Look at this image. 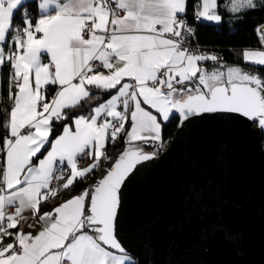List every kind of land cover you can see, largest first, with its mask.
<instances>
[{"label":"snow or ice","instance_id":"obj_1","mask_svg":"<svg viewBox=\"0 0 264 264\" xmlns=\"http://www.w3.org/2000/svg\"><path fill=\"white\" fill-rule=\"evenodd\" d=\"M30 2L0 0V264H134L125 190L165 124L239 117L264 133V25L246 70L188 45L189 12L220 24L264 0Z\"/></svg>","mask_w":264,"mask_h":264},{"label":"water","instance_id":"obj_2","mask_svg":"<svg viewBox=\"0 0 264 264\" xmlns=\"http://www.w3.org/2000/svg\"><path fill=\"white\" fill-rule=\"evenodd\" d=\"M263 134L239 117L176 127L125 190L134 264H264Z\"/></svg>","mask_w":264,"mask_h":264},{"label":"trees","instance_id":"obj_3","mask_svg":"<svg viewBox=\"0 0 264 264\" xmlns=\"http://www.w3.org/2000/svg\"><path fill=\"white\" fill-rule=\"evenodd\" d=\"M27 6L35 11V4L30 1ZM226 7V4L224 5ZM221 15L224 17L220 24L202 22L197 25L196 29V40L204 51L215 50V53L222 56L224 61L230 65L237 64L244 67L246 70L249 69L250 65H245L242 61L239 53L245 48H259V40L256 35V28L264 24V8H258L256 10H249L245 14H231L221 10ZM189 19H191V12H189ZM18 14L14 17V23H19ZM209 63V67H214ZM264 71V69H261ZM4 76L0 74V81H3ZM4 85L0 83V90ZM93 92L97 91L95 89ZM104 99L107 96L101 94ZM96 101L88 102L89 106ZM177 120H172L166 123L163 127V139L164 142L169 143L172 135L176 129ZM3 121L0 120V125ZM264 143V134H263ZM124 147L123 141L117 146H108V154L112 157L114 154H118V150ZM85 184H80L79 187L75 188V192H79ZM54 202L53 204H55ZM43 210H50L49 207L43 208Z\"/></svg>","mask_w":264,"mask_h":264},{"label":"built area","instance_id":"obj_4","mask_svg":"<svg viewBox=\"0 0 264 264\" xmlns=\"http://www.w3.org/2000/svg\"><path fill=\"white\" fill-rule=\"evenodd\" d=\"M202 22H204V21H196V20H194V19H189V24H190V26L191 27H193L194 28V30H195V35L193 36V37H189L188 38V45L191 47V48H195V49H199V50H201V51H204L203 49H202V47L199 45V43L197 42V40H196V29H197V25L199 24V23H202ZM262 25H264V24H262ZM260 47H261V45H260ZM259 47V48H260ZM210 52H214L215 53V50H212V51H210ZM168 145V143L167 142H164V145H163V149L164 148H166V146ZM110 146H112L111 144H110ZM84 163L85 162H81V166H84ZM90 182V181H89Z\"/></svg>","mask_w":264,"mask_h":264},{"label":"crops","instance_id":"obj_5","mask_svg":"<svg viewBox=\"0 0 264 264\" xmlns=\"http://www.w3.org/2000/svg\"><path fill=\"white\" fill-rule=\"evenodd\" d=\"M29 1H30V0H28V2H29ZM151 147H152V146H145L146 150H151ZM54 202H56V201H53V203H54ZM25 215H29V214H28V213H25ZM25 230H26V231H31V229H27V228H25Z\"/></svg>","mask_w":264,"mask_h":264},{"label":"rangeland","instance_id":"obj_6","mask_svg":"<svg viewBox=\"0 0 264 264\" xmlns=\"http://www.w3.org/2000/svg\"><path fill=\"white\" fill-rule=\"evenodd\" d=\"M206 22H208V21H206ZM210 23H212V22H210ZM263 145H264V143H263Z\"/></svg>","mask_w":264,"mask_h":264}]
</instances>
